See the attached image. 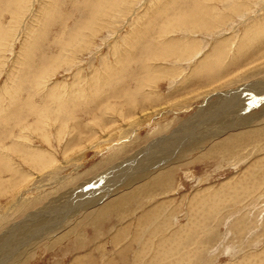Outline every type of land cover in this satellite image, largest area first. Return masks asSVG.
Instances as JSON below:
<instances>
[{
	"label": "rangeland",
	"instance_id": "374dc122",
	"mask_svg": "<svg viewBox=\"0 0 264 264\" xmlns=\"http://www.w3.org/2000/svg\"><path fill=\"white\" fill-rule=\"evenodd\" d=\"M241 1L0 0V264H264V102L231 94L264 88V0ZM202 109L245 127L147 154Z\"/></svg>",
	"mask_w": 264,
	"mask_h": 264
},
{
	"label": "bare ground",
	"instance_id": "6f19581e",
	"mask_svg": "<svg viewBox=\"0 0 264 264\" xmlns=\"http://www.w3.org/2000/svg\"><path fill=\"white\" fill-rule=\"evenodd\" d=\"M194 1V0H193ZM201 1V0H200ZM238 2L239 1H241V0H237ZM246 1V0H245ZM245 1H241L240 3H244ZM255 1V0H254ZM190 2H191V0H190ZM196 2V1H195ZM205 2V1H204ZM207 2H208V0H207ZM238 2H236V3H238ZM249 2V1H248ZM172 3V2H171ZM193 3V2H192ZM221 3H222V1H221ZM235 3V2H234ZM186 4V3H185ZM190 4V3H189ZM200 4V3H199ZM204 4H207V3H204ZM239 4V3H238ZM237 4V5H238ZM246 4H248V3H246ZM168 5V4H167ZM167 5H166V7L164 6V9H166L167 8ZM171 5V4H170ZM173 5V4H172ZM236 4H235V6H237ZM240 6V5H239ZM248 6V5H247ZM199 7V6H198ZM211 7V6H210ZM241 7V6H240ZM243 7V6H242ZM246 7V6H245ZM171 8V7H170ZM173 8V7H172ZM176 8V7H175ZM200 8V7H199ZM202 8H204L203 6H202ZM239 8V7H238ZM164 9H163V11H164ZM192 9V8H191ZM206 10H207V6H206V8H205ZM169 10V9H168ZM202 10H204V9H202ZM201 10V11H202ZM208 10H209V8H208ZM229 10V9H228ZM228 10H226V11H228ZM233 10V9H232ZM236 10V9H235ZM234 10V11H235ZM170 11V10H169ZM166 12V11H165ZM194 12H197V11H194ZM208 12V11H207ZM210 12H211V9H210ZM215 12L217 13V11L215 10ZM237 12V11H236ZM98 13V12H97ZM224 13V12H223ZM228 13V12H227ZM187 14H188V12H187ZM195 14H197V13H195ZM209 14V13H208ZM213 14V13H212ZM91 15V14H90ZM183 15V14H182ZM186 15V14H185ZM225 15V14H224ZM223 15V16H224ZM166 16V15H165ZM187 16V15H186ZM195 16V15H194ZM203 16V15H202ZM220 16V15H219ZM161 17H162V15H161ZM174 17H175V15H174ZM179 17V16H178ZM182 17V16H181ZM201 17V16H200ZM200 17H199V20H196V21H200L201 19H200ZM205 17V16H204ZM206 17L208 18V17H210V15L208 16V15H206ZM46 18V17H45ZM169 18H171V17H169ZM180 18V17H179ZM191 18H192V16H191ZM203 18V17H202ZM206 18V19H207ZM168 19V18H167ZM181 19H183V18H180V19H178L179 20V23H180V20ZM192 19H194V18H192ZM192 19H189V20H191L192 21ZM210 18H208V20H209ZM227 19V18H226ZM231 19V18H230ZM185 20V19H184ZM212 20H214V19H212ZM212 20L210 19V22H209V24H211L212 23ZM218 20H220V19H218ZM224 19L222 18V21H223ZM165 21H166V19H165ZM164 21V22H165ZM177 21V20H176ZM187 21V20H186ZM190 21V22H191ZM216 21V20H215ZM221 21V20H220ZM219 21V22H220ZM226 21V20H225ZM264 21V20H263ZM183 22V21H182ZM202 23H203V21H201ZM200 22V23H201ZM208 22V21H207ZM218 22V23H219ZM166 23V22H165ZM174 23V22H173ZM195 23V22H194ZM194 23H192L193 25H194ZM204 23H206V22H204ZM214 23V22H213ZM217 23V22H216ZM222 23V22H221ZM171 24V23H170ZM169 24V25H170ZM176 23H174V25H175ZM189 24V23H188ZM197 24V23H196ZM199 24V23H198ZM168 25V26H169ZM181 25V24H180ZM191 25V24H190ZM189 25V26H190ZM200 25V24H199ZM206 25V24H205ZM204 25V26H205ZM218 25V24H217ZM225 25V24H224ZM167 26V27H168ZM172 26V25H171ZM186 26H187V24H186ZM196 26V25H195ZM201 26H202V24H201ZM212 25H210L209 27H211ZM214 26H215V24H214ZM183 27V26H182ZM191 27V26H190ZM197 27V26H196ZM207 27H208V25H207ZM206 27V28H207ZM208 27V28H209ZM213 27V26H212ZM219 27H220V25H219ZM263 27H264V25H263ZM169 28V27H168ZM198 28V27H197ZM218 28V27H217ZM79 29V28H78ZM165 29V28H164ZM203 29H204V27H203ZM94 30V29H93ZM206 30H208V29H206ZM254 30V29H253ZM195 31H196V28H195ZM248 31H249V29H248ZM95 32V31H94ZM165 32V31H164ZM189 32V31H188ZM192 32H194V30L192 31ZM202 32V31H201ZM90 33V32H89ZM77 34V33H76ZM190 34H191V32H190ZM264 35V34H263ZM262 35V36H263ZM246 37H248V35H246ZM250 37V36H249ZM248 37V38H249ZM244 38V37H243ZM248 38H245V39H248ZM251 38V37H250ZM252 38H253V36H252ZM263 39H264V37H262ZM228 40V39H227ZM244 40V39H243ZM250 40V39H249ZM253 40V39H252ZM262 40V39H261ZM229 41V40H228ZM168 42V41H167ZM242 42V41H241ZM248 42V41H247ZM199 43V42H198ZM197 43V44H198ZM222 43H224V42H222ZM228 43V42H227ZM226 43V44H227ZM253 43H255V41L253 40ZM257 43V42H256ZM219 44H221V42L219 43ZM229 44V43H228ZM236 44V43H235ZM246 44V43H245ZM263 44V43H262ZM189 45V44H188ZM223 46H224V44H222ZM241 45V44H240ZM219 46V45H218ZM251 46V45H250ZM260 46V45H259ZM168 47V46H167ZM220 47H222V46H220ZM227 47H229V46H227ZM217 48V47H216ZM249 48V47H248ZM252 48V47H251ZM255 48H257V46L255 47ZM116 49V48H115ZM168 49V48H167ZM170 49V48H169ZM168 49V50H169ZM224 49H226V48H224ZM49 50V49H48ZM47 50V51H48ZM61 50H62V48H61ZM113 50V49H112ZM167 50V51H168ZM237 50V49H236ZM235 50V51H236ZM239 50V49H238ZM121 51V50H120ZM119 51V52H120ZM215 51V50H214ZM234 51V50H233ZM170 52V51H169ZM126 53V52H125ZM167 53V52H166ZM243 53H247V52H244L243 51ZM251 53V52H250ZM262 53V52H261ZM237 54V53H236ZM124 55H126V54H124ZM243 55V54H242ZM245 55H247V54H245ZM165 55H163V57H164ZM169 56V55H168ZM173 56V55H172ZM206 56V55H205ZM244 56V55H243ZM171 57V56H170ZM174 57V56H173ZM234 57H236V56H234ZM249 57V56H248ZM121 58V57H120ZM123 58V57H122ZM162 58V57H161ZM160 58V59H161ZM243 58H245V57H243ZM236 59H237V57H236ZM116 60V59H115ZM122 60V59H121ZM203 60V59H202ZM235 60V59H234ZM255 61V60H254ZM179 62V61H178ZM231 62V61H230ZM232 62H234V61H232ZM236 62H238V61H236ZM261 62H263V64H261ZM235 63V62H234ZM239 64H240V61L238 62ZM252 63V62H251ZM256 63H258V67L256 68V71H254V72H252L251 73V75H249L246 79H254V82H252V83H250L249 85H248V87H256V86H262V87H264V59L263 60H260V62L258 61V62H256ZM231 64V63H230ZM116 65H118L117 63H116ZM121 65V64H120ZM241 65V64H240ZM245 65H246V63H245ZM168 66H170V65H168ZM239 66V65H238ZM107 67V66H106ZM171 67V66H170ZM226 67V66H225ZM228 67V66H227ZM234 67H235V65H234ZM104 69V68H103ZM201 69H203V68H201ZM110 70H111V68H110ZM114 70V69H113ZM125 70V69H124ZM114 71H116V68H115V70ZM156 71V70H155ZM122 72H127V71H122ZM151 72V71H150ZM230 71L228 70V73H229ZM108 73V72H107ZM117 73V72H116ZM115 73V74H116ZM228 73H227V75H228ZM233 73V72H232ZM232 73H229V74H232ZM114 74V75H115ZM165 74V73H164ZM162 75V74H161ZM221 75H223V74H221ZM105 76V75H104ZM108 76H109V74H108ZM153 76V75H152ZM168 76V75H167ZM260 76H262L261 78H259ZM156 77V76H155ZM158 77V76H157ZM214 77V76H213ZM226 77V76H225ZM104 78V77H103ZM259 78V79H258ZM166 79V78H165ZM120 80V79H119ZM118 80V81H119ZM153 80V79H152ZM191 80V79H190ZM189 80V81H190ZM117 81V80H116ZM147 81V80H146ZM90 82V81H89ZM88 82V83H89ZM186 82V81H185ZM191 82V81H190ZM214 82V81H213ZM99 84V83H98ZM186 84V83H185ZM91 85H93L92 83H91ZM102 85V84H101ZM100 85V86H101ZM150 85H151V83H150ZM96 86H98L97 84H96ZM107 86V85H106ZM108 86H109V84H108ZM113 86V85H112ZM94 87V86H93ZM102 87V86H101ZM114 87V86H113ZM185 87V86H184ZM261 87V88H262ZM109 88H110V86H109ZM246 88V87H245ZM93 89V88H92ZM104 89V88H103ZM233 89V88H232ZM247 89V88H246ZM86 90V89H85ZM111 90V89H110ZM87 91V90H86ZM177 91V90H176ZM195 91V90H194ZM246 91H248V90H246ZM104 92V91H103ZM118 92H120V91H118ZM124 92V91H123ZM174 92V91H173ZM187 92V91H186ZM185 92V93H186ZM244 91L242 90H240V87H238L237 89H235V90H233L232 92H231V94H232V97H236L235 98V100H234V103H236V105L238 104V105H241V110L242 111H245V110H248L249 108H256V106L257 105H259V104H261V103H263L264 102V97H263V93H264V88L263 89H259L258 91H256V92H254V93H251L250 95H246V96H244V93H243ZM113 93V92H112ZM192 93V92H191ZM250 93V92H249ZM120 94V93H119ZM118 94V95H119ZM160 94V93H159ZM152 95V94H151ZM154 95V94H153ZM240 95V96H239ZM47 96V95H46ZM158 96V95H157ZM174 96V95H173ZM244 96V97H243ZM85 97V96H84ZM119 97V96H118ZM161 97V96H160ZM164 97V96H163ZM245 98V100H243V99H241V98ZM40 99H42V97L40 98ZM88 99V98H87ZM158 99H159V96H158ZM229 99V98H228ZM43 100V99H42ZM45 100V99H44ZM72 101V100H71ZM150 101V100H149ZM159 101H162V100H157V102H159ZM219 101V100H218ZM250 101L251 102H254V101H256L252 106H251V104H250ZM134 102V101H133ZM46 103V102H45ZM52 103V102H51ZM80 103V102H79ZM136 103V102H135ZM146 104V103H145ZM155 104L156 103H154V102H152V103H149L148 104V106L147 105H145V107L144 108H146V109H142L141 108V110H142V112H140L141 114H140V116H142L143 118L144 117H146L147 115H149L151 112H150V109L148 108V107H153V106H155ZM206 104V103H205ZM204 104V105H205ZM225 104V103H224ZM233 104V103H232ZM75 105H77V104H75ZM89 105V104H88ZM87 105V106H88ZM136 105V104H135ZM210 106V104H206V106ZM65 106V105H64ZM214 106H215V104H214ZM233 105H231V107H232ZM36 107H37V105H36ZM35 107V108H36ZM41 107V106H40ZM175 107H177L176 105H175ZM204 107V106H203ZM202 107V108H203ZM223 107H225V106H223ZM260 107H263V105L262 106H260ZM91 108V107H90ZM133 108H135V107H133ZM211 108V107H210ZM221 108V107H220ZM219 108V109H220ZM240 108V107H239ZM38 110H39V108H37ZM73 109V108H72ZM130 109V108H129ZM209 109V108H208ZM212 109V108H211ZM261 109V108H260ZM37 110V111H38ZM104 110V109H103ZM132 110V109H131ZM140 110V111H141ZM238 110H240V109H238ZM73 111V110H72ZM97 111V110H96ZM128 111V110H127ZM135 111V110H134ZM208 111V110H207ZM222 111V110H221ZM130 112V111H129ZM213 113H214V111H212ZM224 112V111H223ZM250 112V111H249ZM132 113V112H131ZM199 113H200V115L198 116V114H197V116L198 117H194L193 118V120L187 125V127L186 128H184L183 130H181V131H179V132H173V134L170 136V138H166V141H165V139H163V142H161L162 143V145L161 146H158V145H156L157 147H155L154 149H152V152H148L147 154H149V156H151V154H154L155 153V151L156 150H159L160 148H162V152H158V151H156V156L158 157V156H163L162 158H155V159H163V160H167L168 161V163H174V160H173V157H174V155L178 152H182L183 150H185L186 148H188L189 150H190V152H191V149L192 150H194V151H200V150H202L203 149V147H204V145L207 143V139L208 138H211L213 141H214V143H213V145H211V149L210 150H208V151H205V153L204 154H202V156H201V158H205V157H209L210 155H213V154H216V153H220V151H219V148L220 147H225L226 146V142L225 141H222V136L223 135H225V134H228V133H231V132H233L234 130H236V129H239L240 127H245V126H243V125H241V124H239L238 122L235 124H233V123H227L226 125L224 124V123H219L218 124V126H217V129H216V132H215V130H214V132L209 128V126H208V122H210V121H208V119L207 120H201V118H200V116H202L203 115V113H204V110L202 109V110H200L199 111ZM239 113H241V111L239 112ZM37 114V113H36ZM227 114V113H226ZM232 114H233V112H232ZM243 114V113H242ZM264 114V113H263ZM74 115V114H73ZM127 115H129V114H127ZM134 115H135V113H134ZM218 115H220V113L218 114ZM223 115V114H222ZM234 117H236L237 116V113H234ZM136 116H137V114H136ZM229 116V115H228ZM240 116V115H239ZM243 116V115H242ZM213 117V116H212ZM221 117H223V116H221ZM244 117V116H243ZM254 117H256L257 119L259 118V119H261V113L259 114V113H256V115L254 116ZM254 117H252V118H254ZM128 118H131V116L130 117H128ZM203 118V117H202ZM213 118H215V117H213ZM252 118H247V120H251ZM255 118V119H256ZM105 119V118H104ZM118 119V118H117ZM78 120V119H77ZM103 120V119H102ZM102 120H100V121H102ZM118 120H120V119H118ZM117 120V121H118ZM216 120V119H215ZM223 120V119H222ZM80 121V120H79ZM106 121H108V120H106ZM212 121V120H211ZM219 121V120H218ZM226 121V120H225ZM232 121V120H231ZM238 121V120H237ZM257 121V120H256ZM235 122V121H234ZM106 123V122H105ZM212 123V122H211ZM217 123V122H216ZM226 123V122H225ZM253 123V122H252ZM101 124V123H100ZM114 124H116V123H114ZM65 125V124H64ZM81 125V124H80ZM80 125H78V126H80ZM215 125V124H214ZM74 126V125H73ZM59 127V126H58ZM213 127V126H212ZM215 127V126H214ZM114 128V127H113ZM216 128V127H215ZM262 128H263V126H262ZM214 129V128H213ZM75 130V129H74ZM264 130V129H263ZM59 131V130H58ZM98 131V130H97ZM246 132V131H245ZM264 133V131H261V133ZM57 133V132H56ZM131 133H132V131H131ZM242 133H244V132H242ZM59 135V134H58ZM72 135V134H71ZM126 135H129V134H126ZM249 136V135H248ZM250 137V136H249ZM71 138V137H70ZM128 138V137H127ZM72 139V138H71ZM46 140V139H45ZM239 140V139H238ZM248 140H250V138H248ZM247 140V141H248ZM169 141H172L171 143H169ZM251 142V141H250ZM249 143V142H248ZM129 144V143H128ZM127 144V145H128ZM175 144V145H174ZM247 144V143H246ZM79 145V144H78ZM77 145V146H78ZM248 145V144H247ZM167 146H170V148L168 147L167 148ZM239 146V145H238ZM243 148V147H242ZM166 149V150H165ZM188 150V151H189ZM243 149H236V150H232L230 147L229 148H226L224 151L222 150V152L223 153H225L226 155H233V154H239V152H241ZM189 152V153H190ZM123 153V152H122ZM145 154V153H144ZM232 157V156H231ZM149 158H151V157H149ZM223 158V157H222ZM225 158V157H224ZM154 159V160H155ZM172 159V160H171ZM155 162H157V161H155ZM167 163V164H168ZM130 164V163H129ZM154 164V163H153ZM160 164V163H159ZM134 166V165H133ZM146 166V165H145ZM150 166V165H149ZM152 166V165H151ZM147 167V166H146ZM155 167V166H154ZM152 168V167H151ZM157 168V167H156ZM155 169V168H154ZM172 170V169H171ZM167 172V171H166ZM114 179V178H113ZM106 180V179H105ZM101 181V180H100ZM1 182V181H0ZM3 182V181H2ZM97 182V181H96ZM120 182V181H119ZM97 183H100V182H97ZM96 183V184H97ZM134 183H135V181H134ZM115 184V183H114ZM132 186V185H131ZM101 187V186H100ZM111 189V188H110ZM113 189V188H112ZM94 190V189H93ZM109 190V189H108ZM92 192V191H91ZM100 192V191H99ZM101 193V192H100ZM102 193H103V191H102ZM90 194H92V193H90ZM93 196V195H92ZM95 196V195H94ZM101 196V195H100ZM111 196V195H110ZM91 197V196H90ZM145 197V196H144ZM46 198H47V196H46ZM81 198H83V197H81ZM102 198V197H101ZM45 199V198H44ZM96 199V198H95ZM99 200H100V197L98 198ZM84 200V199H83ZM204 200H206V199H204ZM42 201V200H41ZM85 202V201H84ZM204 203V202H203ZM62 204V203H61ZM82 204V203H81ZM107 205V204H106ZM81 206V205H80ZM79 206V207H80ZM165 206V205H164ZM77 207H78V205H77ZM110 207V206H109ZM75 208V207H74ZM42 210H43V208H42ZM50 211V210H49ZM66 212V211H65ZM44 213V212H43ZM50 214V213H49ZM103 216V215H102ZM56 218V217H55ZM30 219V218H29ZM28 219V220H29ZM52 219V218H51ZM37 220V219H36ZM64 220V219H63ZM53 221H54V219H53ZM30 222H32V221H30ZM27 223V222H26ZM221 223H222V221H221ZM37 225V224H36ZM32 227V226H31ZM43 227V226H42ZM41 227V228H42ZM19 228V227H18ZM35 228V227H34ZM43 229V228H42ZM18 230V229H17ZM22 230V229H21ZM32 230V229H31ZM25 231V230H24ZM23 231V232H24ZM43 231V230H42ZM25 233V232H24ZM22 235V234H21ZM20 235V236H21ZM9 236V235H8ZM18 236V235H17ZM14 237V236H13ZM8 238V237H7ZM10 238V237H9ZM24 240V239H23ZM27 240H29V239H27ZM13 241V240H12ZM59 241V240H58ZM19 242V241H18ZM32 243V242H31ZM17 246V245H16ZM30 246V245H29ZM187 246V245H186ZM64 247V246H63ZM24 248V247H23ZM14 249V248H13ZM26 249V248H25ZM17 250H20V249H17ZM11 251V250H10ZM12 253V252H11ZM62 254V253H61ZM9 255V254H8ZM21 255V254H20ZM25 255V254H24ZM21 257H22V255H21ZM7 259V258H6ZM35 259V258H34ZM40 259V258H39ZM77 261V260H76ZM186 261V260H185ZM78 262V261H77ZM76 262V263H77Z\"/></svg>",
	"mask_w": 264,
	"mask_h": 264
}]
</instances>
